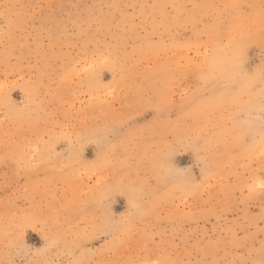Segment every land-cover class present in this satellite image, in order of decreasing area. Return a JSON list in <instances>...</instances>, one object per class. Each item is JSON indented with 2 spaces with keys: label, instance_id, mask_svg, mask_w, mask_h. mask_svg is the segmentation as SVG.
I'll use <instances>...</instances> for the list:
<instances>
[{
  "label": "rangeland",
  "instance_id": "rangeland-1",
  "mask_svg": "<svg viewBox=\"0 0 264 264\" xmlns=\"http://www.w3.org/2000/svg\"><path fill=\"white\" fill-rule=\"evenodd\" d=\"M0 264H264V0H0Z\"/></svg>",
  "mask_w": 264,
  "mask_h": 264
}]
</instances>
